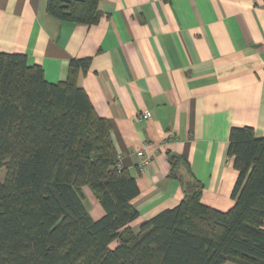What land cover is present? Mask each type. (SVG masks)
<instances>
[{"label":"crops","instance_id":"0c3cea01","mask_svg":"<svg viewBox=\"0 0 264 264\" xmlns=\"http://www.w3.org/2000/svg\"><path fill=\"white\" fill-rule=\"evenodd\" d=\"M45 4L0 0V52L24 54L49 82L66 78L71 59H89L77 84L107 119L119 167L136 180L132 230L176 206L192 178L202 204L230 210L238 171L229 131L264 136V0H98L91 25L59 20ZM174 156L183 160L176 177ZM92 204L98 219L104 211Z\"/></svg>","mask_w":264,"mask_h":264},{"label":"trees","instance_id":"16d2710c","mask_svg":"<svg viewBox=\"0 0 264 264\" xmlns=\"http://www.w3.org/2000/svg\"><path fill=\"white\" fill-rule=\"evenodd\" d=\"M97 3L46 0L45 9L91 25ZM88 64L71 59L66 78L49 82L24 54L0 52V264H264V136L248 126L229 131L238 171L230 210L202 204L192 178L176 206L135 233L136 180L119 167L107 119L77 84ZM181 160L170 158L172 177ZM84 187L104 211L98 219Z\"/></svg>","mask_w":264,"mask_h":264},{"label":"rangeland","instance_id":"374dc122","mask_svg":"<svg viewBox=\"0 0 264 264\" xmlns=\"http://www.w3.org/2000/svg\"><path fill=\"white\" fill-rule=\"evenodd\" d=\"M4 175H5V168H0V180H3ZM83 193H84V203L87 206V208L89 209V211H91L92 207H94L95 205H98V204H92L93 201L95 202V200H94L91 192L89 191V189L87 187L83 188Z\"/></svg>","mask_w":264,"mask_h":264},{"label":"built area","instance_id":"2783aa9c","mask_svg":"<svg viewBox=\"0 0 264 264\" xmlns=\"http://www.w3.org/2000/svg\"><path fill=\"white\" fill-rule=\"evenodd\" d=\"M142 119L147 118L150 116L149 111H144L143 113H140L139 115ZM137 156L139 157L138 160V167L143 168L147 164L148 156L144 154L142 150L136 151Z\"/></svg>","mask_w":264,"mask_h":264}]
</instances>
